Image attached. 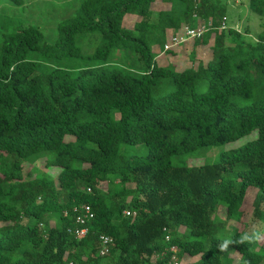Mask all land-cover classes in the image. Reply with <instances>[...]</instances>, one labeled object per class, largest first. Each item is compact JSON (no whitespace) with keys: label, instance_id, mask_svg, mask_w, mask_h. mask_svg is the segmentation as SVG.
<instances>
[{"label":"trees","instance_id":"trees-1","mask_svg":"<svg viewBox=\"0 0 264 264\" xmlns=\"http://www.w3.org/2000/svg\"><path fill=\"white\" fill-rule=\"evenodd\" d=\"M249 7L264 15V0ZM223 22L227 0H85L54 44L34 26L3 35L0 264L264 262V26L247 40ZM204 24L189 66L158 62ZM68 59L77 70L56 67ZM251 134L215 163H173ZM139 144L145 155L123 149ZM83 206L94 216L76 237Z\"/></svg>","mask_w":264,"mask_h":264},{"label":"rangeland","instance_id":"rangeland-1","mask_svg":"<svg viewBox=\"0 0 264 264\" xmlns=\"http://www.w3.org/2000/svg\"><path fill=\"white\" fill-rule=\"evenodd\" d=\"M85 0H24L23 4H15L12 0H0V54L1 43L5 33L14 32L23 27L34 26L37 27L44 35V40L48 44H54L58 38V26L60 22L75 16L81 9L82 2ZM250 0H227V27H232L241 34H244V39L252 40L262 30L264 26V15L259 14L257 11L249 7ZM158 8V5H155ZM132 23V21L130 22ZM129 25V23H128ZM192 40V39H191ZM190 40L180 44L181 47L177 49L176 54L165 52L160 49L157 52L158 62L180 70L185 66L191 64L190 55L191 47ZM99 44L95 40L89 49L96 47ZM197 56L206 60L211 56L209 46H201L197 49ZM197 58L198 60H200ZM81 61L68 59L59 61L56 67L69 69L71 71L77 70ZM45 67V66H42ZM55 67V66H54ZM82 67V66H80ZM260 97L257 94L254 98L246 100L251 102ZM255 134L248 135L241 138L237 142L229 143L222 146L204 147L199 150L180 156L173 157V163L179 165L186 163L189 165H201L204 163H215L220 154L232 147L233 144H240L247 140L252 139ZM124 151L130 154L145 155L147 147L145 145H125ZM29 170L32 164H27ZM256 190L250 189L248 196L243 204L242 210L244 212L243 220L247 221L252 212V202L255 197ZM225 213L222 212L221 215ZM242 227L243 223H239ZM238 260V257L235 256ZM264 264V262L262 263Z\"/></svg>","mask_w":264,"mask_h":264},{"label":"built area","instance_id":"built-area-1","mask_svg":"<svg viewBox=\"0 0 264 264\" xmlns=\"http://www.w3.org/2000/svg\"><path fill=\"white\" fill-rule=\"evenodd\" d=\"M211 28L210 24H204L200 27L192 28L186 26L184 31L180 35H174L171 37L169 42H167L164 46V50H169L171 48H174L176 46H179L182 43H185L191 39L201 38L209 29ZM227 28V23L223 22L221 29ZM84 209V215L78 216L77 222L80 224V227L71 230V232L76 237H84L88 233V227L86 226L87 220L91 219L94 214L89 206H83ZM127 214H130L127 212ZM168 239V238H167ZM113 240L109 236H102L101 237V244L102 247L99 251L101 256H105L109 254L110 252V246L112 245ZM175 264H179L178 261H176Z\"/></svg>","mask_w":264,"mask_h":264},{"label":"clouds","instance_id":"clouds-1","mask_svg":"<svg viewBox=\"0 0 264 264\" xmlns=\"http://www.w3.org/2000/svg\"><path fill=\"white\" fill-rule=\"evenodd\" d=\"M246 239H248V237H245Z\"/></svg>","mask_w":264,"mask_h":264}]
</instances>
